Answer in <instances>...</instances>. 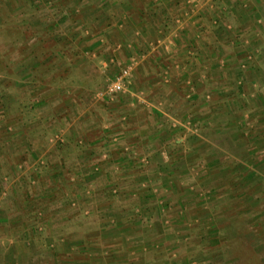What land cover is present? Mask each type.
<instances>
[{"label":"rangeland","instance_id":"374dc122","mask_svg":"<svg viewBox=\"0 0 264 264\" xmlns=\"http://www.w3.org/2000/svg\"><path fill=\"white\" fill-rule=\"evenodd\" d=\"M0 1L23 10L0 14V264H264V0H157L173 4L180 23L190 21L181 8L204 3L214 14L198 17L207 25L200 44L176 46L191 52L180 59L204 61L175 67L206 69L177 77L188 114L159 124L166 130L152 157L123 145L139 131L125 117L154 111L149 94L129 92L135 61H95L100 74L90 78L69 57L84 34L69 49L59 38L66 20L53 29L63 11H42L45 0ZM213 19L216 48L204 42L203 51ZM60 53L68 63L54 71Z\"/></svg>","mask_w":264,"mask_h":264},{"label":"crops","instance_id":"0c3cea01","mask_svg":"<svg viewBox=\"0 0 264 264\" xmlns=\"http://www.w3.org/2000/svg\"><path fill=\"white\" fill-rule=\"evenodd\" d=\"M27 1L29 3L41 4V2L44 0ZM84 1L85 4L83 3ZM161 1L163 2V0H159V2ZM164 1L167 2L168 0ZM44 2H48V4H42L46 7L42 9V11H44L45 9L50 13L51 9L56 13L63 11V16L61 17L59 15V19H55L56 21H54L52 25L54 26L53 29H62L61 22H64V20H66L65 24H67L68 27L63 29L65 31H62V34L60 33L59 38L65 37L69 49L72 47V41H78L74 38H76L79 33H83L85 36V42L81 45V53L79 54L80 56L78 54L71 55V51L69 50L70 61L74 60V63L72 65L73 70H81L83 73L88 75V77H90L100 74V72H96L94 68L95 61H100L102 62V64L106 63L105 65L109 66L113 62L120 60H123L125 62L124 66H126L129 60L135 61V66H133V73L135 77L132 80L133 84H131V86L129 87V90L132 91L129 92H131V94H143L146 92L147 94L145 95L147 96L149 94L150 98L148 100H152L151 102L154 106V111L152 109L151 114L148 112V110L137 108L138 110L136 109L133 112H130V118H128L127 116L126 120L125 117V121L123 122V124L125 126H133L135 124V127L139 126V131L131 134H125L126 138L124 140V143H122L124 145L128 140L133 145V147L135 146L137 147V149L141 148L140 151L141 153L143 152V156H155L157 154L158 145H154L153 143L156 142L159 139L158 137L161 136L160 132L166 130L165 128L158 130L159 124H164V121H168V117L172 120L182 118L184 119L183 116L188 114V109L185 106L186 103L182 104L181 100L176 97L177 93L180 92L179 84L183 83L180 82V79H177V77L182 76L181 74L185 76L186 72L187 74H190V76H192V74H194L195 76H203V70L206 69L205 65L194 67V63L191 64V62H187V64L183 63L185 65L181 66L178 65L181 69L175 67L174 65L176 64L174 63L177 62V59H180L179 57H183L184 55L188 56L189 53L191 54L190 49L186 50L187 52H184L181 51V47L176 48V46H181L182 43H185L184 45L186 47L183 48L187 49L188 46H190V48H194L195 45L200 44V36L198 37V33L203 35L202 30H204V26L207 25H205V22H201L202 24H204V26L199 27V21L201 19L198 17H200L202 13V20H205L206 16L210 14L211 17V13L214 14V12H206L207 8L204 7V3L196 9L195 7L192 8V12H188L187 9L181 8L180 11L182 13L186 11V15L189 16L190 21L188 22L190 23V25L187 26L188 22H185L184 20L182 21V23H180L179 20H172L174 6L171 3V6H168L167 4L166 6H162L161 3L157 1V5L152 7L148 4L144 5L140 3L138 0H45ZM1 4L3 3H0V14L11 11L13 13H22L23 11L18 7L11 9V11H7V7L5 6V4ZM163 8L165 10H163ZM164 11H167L165 15H163ZM193 12L195 14L194 17L198 18V22L193 23L191 21L193 18L191 17L193 15L191 13ZM176 13H178V10L176 11ZM69 14L71 15V17L69 16ZM170 22L172 25H170ZM4 23L7 24L8 20H5ZM215 23L216 21L213 19V26H209L212 28L211 32H209L210 35H212L209 40L207 41L205 39H202L203 44H201L202 47L200 49H202L203 51L205 50L204 45H206L204 42H207L209 44L212 43L216 48V42L218 40L217 29H220L219 26H221V23H218V27L214 25ZM47 25L52 26L50 24H47V22L39 26L41 28H45L47 27ZM182 29L185 33L182 31ZM69 30H71L70 33L74 34L73 36H67ZM177 34L183 35L182 40L177 36ZM187 36L189 38H187ZM73 49L75 50V53L78 51V48L76 46H73ZM200 49L197 51V53L203 55V52ZM87 51L91 54L87 55ZM172 52L173 54H171ZM176 52H179L180 54L177 55ZM63 53H60L59 58H57V65L56 60H54V65L52 67L54 71H57L68 63V59L67 57L63 56ZM213 54L214 51L207 56L205 55V58H208L210 61L214 60L215 58ZM176 55L177 57H175ZM190 59L191 58L189 57L180 59L179 62L181 63L184 60L190 61ZM191 60H198L201 62L204 61L201 56L198 57V59L194 58ZM35 66L38 67L39 65ZM34 68V66L30 67V70L33 71ZM46 68L44 69V71L47 74L49 69ZM191 69H193L192 72H190ZM29 73L32 76L31 72ZM167 74L169 75V77L167 78L170 79L168 80V83L166 85L164 84L165 82L163 83L162 79L157 80V76L165 77ZM175 78L178 82L173 81V79ZM70 84L72 86L73 92L79 90L80 85L77 82ZM57 88L60 87L57 86ZM35 90L41 92L42 86H37V89ZM51 92L56 93L60 92V90L52 88ZM128 98L129 97H127V99ZM50 101V98L42 99L39 100L38 103L40 104L42 102L46 104ZM127 102V104H131V106L133 107V104H135V99L129 98ZM125 108L126 106H119V111L125 110ZM202 115H206V113H203ZM148 121L150 123H147ZM152 127H154L155 130H153ZM156 134H158V136ZM129 136H131L132 138H130ZM142 144L144 147H141ZM120 154L123 155V153ZM160 155L161 154H159L158 156Z\"/></svg>","mask_w":264,"mask_h":264},{"label":"built area","instance_id":"2783aa9c","mask_svg":"<svg viewBox=\"0 0 264 264\" xmlns=\"http://www.w3.org/2000/svg\"><path fill=\"white\" fill-rule=\"evenodd\" d=\"M128 70H125L124 72H123V77H127L128 76ZM122 81L121 80H119L118 82H116V84H114V87H113V90H120V89H122Z\"/></svg>","mask_w":264,"mask_h":264}]
</instances>
